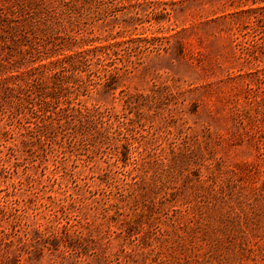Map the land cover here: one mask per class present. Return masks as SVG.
<instances>
[{
    "label": "rangeland",
    "instance_id": "rangeland-1",
    "mask_svg": "<svg viewBox=\"0 0 264 264\" xmlns=\"http://www.w3.org/2000/svg\"><path fill=\"white\" fill-rule=\"evenodd\" d=\"M47 1L70 47L20 70L128 50L79 98L105 129L0 169V264H264V0Z\"/></svg>",
    "mask_w": 264,
    "mask_h": 264
},
{
    "label": "trees",
    "instance_id": "trees-1",
    "mask_svg": "<svg viewBox=\"0 0 264 264\" xmlns=\"http://www.w3.org/2000/svg\"><path fill=\"white\" fill-rule=\"evenodd\" d=\"M59 22L51 1L0 0V73L10 72L0 79V115L7 119L6 125L17 123L18 135L17 142L6 145L15 129L0 131V145L5 147L0 148L1 170L16 153L23 154L31 148L41 150L37 153L43 162V142L56 143L67 129L85 138L98 126L105 129L110 120L106 112L79 98L94 85L93 75L108 88H114L118 51L128 50L121 43L94 45L20 70L70 47L47 35L49 30L55 32ZM11 163L19 166L16 161Z\"/></svg>",
    "mask_w": 264,
    "mask_h": 264
}]
</instances>
